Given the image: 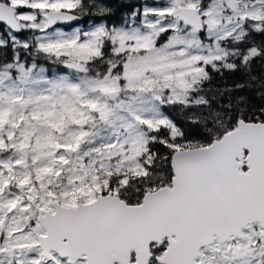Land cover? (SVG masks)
I'll list each match as a JSON object with an SVG mask.
<instances>
[{
	"label": "snow or ice",
	"instance_id": "snow-or-ice-1",
	"mask_svg": "<svg viewBox=\"0 0 264 264\" xmlns=\"http://www.w3.org/2000/svg\"><path fill=\"white\" fill-rule=\"evenodd\" d=\"M110 15L0 0V264H264V0Z\"/></svg>",
	"mask_w": 264,
	"mask_h": 264
},
{
	"label": "flooded vegetation",
	"instance_id": "flooded-vegetation-1",
	"mask_svg": "<svg viewBox=\"0 0 264 264\" xmlns=\"http://www.w3.org/2000/svg\"><path fill=\"white\" fill-rule=\"evenodd\" d=\"M105 3L112 9V15L106 18L103 22L112 24V23H119L122 19V17L130 11V6L132 4H137L134 0H105ZM115 4V5H114ZM92 22H101L97 21L94 17L91 18ZM87 21L81 20L80 22L75 23L76 24H85Z\"/></svg>",
	"mask_w": 264,
	"mask_h": 264
},
{
	"label": "rangeland",
	"instance_id": "rangeland-1",
	"mask_svg": "<svg viewBox=\"0 0 264 264\" xmlns=\"http://www.w3.org/2000/svg\"><path fill=\"white\" fill-rule=\"evenodd\" d=\"M119 1H121V0H119ZM135 2H137V3H140L141 2V0H134ZM91 23H93L91 20H88L85 24H81V23H79V24H76V25H73L74 27H76V26H81V27H87V26H89ZM67 30H71V29H67Z\"/></svg>",
	"mask_w": 264,
	"mask_h": 264
},
{
	"label": "trees",
	"instance_id": "trees-1",
	"mask_svg": "<svg viewBox=\"0 0 264 264\" xmlns=\"http://www.w3.org/2000/svg\"><path fill=\"white\" fill-rule=\"evenodd\" d=\"M114 5H115V4H114ZM88 20H91V18H84V21H88ZM216 83H217V84H223V81L220 80L219 78H217ZM176 118H177L178 120L180 119V117H179L178 114H176Z\"/></svg>",
	"mask_w": 264,
	"mask_h": 264
},
{
	"label": "water",
	"instance_id": "water-1",
	"mask_svg": "<svg viewBox=\"0 0 264 264\" xmlns=\"http://www.w3.org/2000/svg\"><path fill=\"white\" fill-rule=\"evenodd\" d=\"M80 22V21H79Z\"/></svg>",
	"mask_w": 264,
	"mask_h": 264
}]
</instances>
